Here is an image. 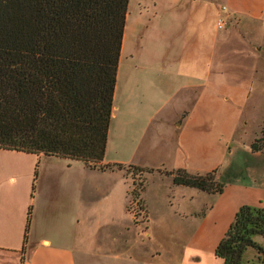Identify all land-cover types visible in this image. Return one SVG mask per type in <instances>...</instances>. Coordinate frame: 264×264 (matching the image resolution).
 I'll return each instance as SVG.
<instances>
[{
  "label": "crops",
  "instance_id": "1",
  "mask_svg": "<svg viewBox=\"0 0 264 264\" xmlns=\"http://www.w3.org/2000/svg\"><path fill=\"white\" fill-rule=\"evenodd\" d=\"M228 2L224 6L229 14L261 21L256 31L261 43H254L242 27L214 24L213 33L203 32L198 43V50L207 52L202 51L203 61L139 64L135 47L128 68L129 95L120 112L122 50L132 37L127 17L106 153L112 145L127 155L116 163L151 169L206 172L217 167L224 182L222 191L211 192L174 183L171 172L160 175L172 178L165 204L176 220L175 229L167 230L162 240L150 229L152 208L145 195L149 176L143 191L148 212L143 240L152 245L142 256L131 255L130 264H222L216 247L232 231L240 206L264 207V149L251 148L264 126V0ZM229 49L241 59L227 55ZM141 91L145 114L157 132L142 157L145 129H136L140 114L130 102L132 92L135 97ZM257 97L262 99V119L259 131L248 135ZM106 163L104 158L89 165L78 157L0 147V264H14L16 258L20 264H92L89 228L96 231L104 224L103 206L114 190L104 194L102 182L89 183L88 171ZM127 186L130 195L131 184ZM255 239L264 247V235ZM244 260L264 264V252L249 246Z\"/></svg>",
  "mask_w": 264,
  "mask_h": 264
},
{
  "label": "trees",
  "instance_id": "2",
  "mask_svg": "<svg viewBox=\"0 0 264 264\" xmlns=\"http://www.w3.org/2000/svg\"><path fill=\"white\" fill-rule=\"evenodd\" d=\"M128 4L0 0V147L78 157L89 165L104 158ZM251 148L264 149V126ZM217 171L179 167L171 173L174 183L219 192L224 182ZM29 226L30 217L26 232ZM256 234L264 235V207L244 203L216 247L222 264H246L249 246L264 252Z\"/></svg>",
  "mask_w": 264,
  "mask_h": 264
},
{
  "label": "rangeland",
  "instance_id": "3",
  "mask_svg": "<svg viewBox=\"0 0 264 264\" xmlns=\"http://www.w3.org/2000/svg\"><path fill=\"white\" fill-rule=\"evenodd\" d=\"M224 3L229 4L228 0H129L127 17L132 37L126 41L122 50L121 63L119 59L121 65L119 83L123 87L120 112L124 111L123 104L127 102L129 95V60L135 54V47H139L136 61L139 64L147 61L160 63L170 60L190 63L197 58L203 61L202 51L206 55L207 52L200 48V55L198 43L203 40V32L213 33L214 24H217L220 17L227 18L226 28L233 25L242 27L254 43H261L256 40V31L262 27L261 21L229 14L228 9H224ZM226 52L232 59H241L233 49ZM131 96L130 102L140 114L135 124L136 129L140 131L145 129V143L142 145L144 148L140 151L142 153H139L142 157L147 154L144 150H149L147 146L151 145L152 137L157 132L154 123L150 122L145 114L147 107L144 106L143 91L136 93L135 97L132 92ZM253 102L255 105L251 106V125L248 135L259 131V123L262 119V99L257 97ZM121 158H127V155L118 153L116 148L110 145L104 157V160L110 163L104 164L103 168L97 167L94 170L89 168L88 171L89 183L91 179L93 183L102 182L104 194L114 190V194L110 193V200L105 201L103 206L104 224L96 231L89 228L92 264H130L131 255L142 256L152 245L151 242L143 240L148 219L143 191L140 196L135 197L131 192L128 195L127 184H131V191L134 187L138 189L142 185L146 187L148 177L151 176L145 190L152 208L150 229L165 240L170 233H167V230L172 231L176 226V220L171 213L172 207L165 204L172 178L159 177L170 174L171 171L164 167L141 169L133 164L119 165L115 161ZM14 264H20L19 258L15 259Z\"/></svg>",
  "mask_w": 264,
  "mask_h": 264
},
{
  "label": "built area",
  "instance_id": "4",
  "mask_svg": "<svg viewBox=\"0 0 264 264\" xmlns=\"http://www.w3.org/2000/svg\"><path fill=\"white\" fill-rule=\"evenodd\" d=\"M224 9H226V7L224 6ZM227 23V18L223 19V17H220L218 22H217V26L218 28H224L226 26Z\"/></svg>",
  "mask_w": 264,
  "mask_h": 264
}]
</instances>
